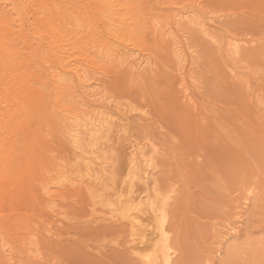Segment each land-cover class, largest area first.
Segmentation results:
<instances>
[{
	"label": "rangeland",
	"instance_id": "rangeland-1",
	"mask_svg": "<svg viewBox=\"0 0 264 264\" xmlns=\"http://www.w3.org/2000/svg\"><path fill=\"white\" fill-rule=\"evenodd\" d=\"M45 1L18 2V8L27 14L39 11L28 14L26 30L32 31L38 18L47 20L51 15L42 6ZM62 1L69 6L67 0ZM165 1L170 0L150 3L170 16L159 22L160 30L167 29L175 14L185 8L200 7L197 11L201 13L184 17L175 26L183 34L188 52L186 72H179L185 64L174 54L176 47L166 41L164 50L156 44L153 68L150 73L138 72V80L127 79L125 71L97 76L95 81L92 78L95 89L127 115L124 122L128 124L124 132L113 125L104 138L95 140L89 135L87 107L77 120L84 155L97 152L96 156L107 162L103 187L97 185L99 172L94 171L91 184L85 179V170L69 164L71 150L53 131L56 114H45L51 131L47 126L31 132L27 146L18 150L24 155L15 176L0 190L4 216L0 246L10 254L6 260L0 257V264H146L140 255L147 243L138 245L132 238L133 211L122 213L130 204L113 195L126 179L133 143L143 148V157L154 166L155 182L150 188L157 205L167 213L175 250L173 264H264V0H171L169 8L158 6ZM201 14L203 20H209V34L199 26ZM17 37L13 36L14 42ZM31 39L36 41L33 36ZM235 42L242 46L238 52ZM18 49L31 57L22 44ZM72 58L82 59L78 54ZM33 65L39 67V63ZM123 66L120 69L127 68ZM45 77V71H38L32 79L41 82ZM68 105L79 107L62 98L59 107ZM112 107L110 115L116 122L123 114ZM32 141L40 145L37 152L41 154L37 166L30 168ZM55 163L66 167L57 174ZM80 181L88 182L78 185ZM46 187L59 195L53 196L51 208L42 202L48 196ZM143 188L141 181H136L134 196Z\"/></svg>",
	"mask_w": 264,
	"mask_h": 264
},
{
	"label": "bare ground",
	"instance_id": "bare-ground-1",
	"mask_svg": "<svg viewBox=\"0 0 264 264\" xmlns=\"http://www.w3.org/2000/svg\"><path fill=\"white\" fill-rule=\"evenodd\" d=\"M20 1L0 0V73H3L0 75V190L15 176L24 155L22 152L18 153V150L22 151L27 146V138L31 132L39 131L41 128L47 129V126H49L48 131H51L52 127L49 125L51 121L43 118L47 112L56 114L53 131L59 134V137L71 150L69 164H76L77 169L85 170L87 175L85 179L91 181V184L95 182L92 180L94 171L99 172L98 175L100 174L101 177L97 185L100 187L107 180V162L96 156L97 152H92L93 156L87 157L82 151V128L77 123L78 118L83 117L82 108L87 107L90 110L86 114L91 126L89 135L95 140L104 138L113 125L120 128L119 131L123 130L124 132L128 124L124 122L127 115L123 114L118 105L111 103L102 91H99L98 88L95 89L94 85L96 84L92 83V78L94 80L97 76H106L112 72L120 75L125 71L127 79L138 80L139 74L141 77V73L138 72L145 74L148 71L150 73L156 44L157 47L158 45L162 46L163 50L168 48V45L176 47L173 48L174 54L180 55L181 62L185 64L179 69V72L183 71L190 62L187 58L188 52L185 40L183 41V34L181 35L175 26L178 22H183L184 17L195 13L200 7L198 6V9L183 8L185 12L175 14L173 20L167 24L168 28L160 30L159 22L162 19L167 20L170 16L168 17L167 13L164 15L166 11L160 10V7L158 9L153 8L151 6L153 4L150 5L152 1L156 0L148 2L143 0H67L70 7L64 5L62 0H47L44 2L45 4H42L43 8L51 14L47 20H45L47 15H43L45 19L37 17V20L35 16L30 15L36 20L32 24L33 34L31 30H26L27 24L24 23V20L28 22L30 12L27 14L24 9L18 8L20 7L19 3L21 4ZM170 1L157 3L158 6L163 4L161 7L166 8ZM154 6L157 4L154 3ZM71 7H74L75 10L70 11ZM76 8H78V12ZM201 11L204 12V10ZM41 12L43 13L44 10L40 9ZM71 13L76 16H72ZM202 14L198 20L199 26L209 34L210 26L208 27L209 23L207 24L209 20H206L207 22L203 20ZM17 28H19L18 31H16ZM16 35H18L17 41L14 42L13 36ZM32 36L36 40L35 42L31 39ZM166 41L168 45L165 47ZM248 42L245 41L247 44ZM19 44H22L23 49L28 51L35 60H31V57L27 58L25 53L20 52ZM234 47L238 52L242 46L240 47V44L236 43ZM76 54L82 59H73L72 57ZM97 59H101V63ZM32 61L34 62L32 63ZM37 63H39V67L33 65ZM111 63H114L115 66L113 64L112 66ZM125 64L127 68H121V70L120 67L123 65L125 67ZM38 71H45L44 81L32 79ZM184 72L186 71L184 70ZM184 72L180 73L181 77ZM96 80L100 83L98 78ZM181 80H185V78H180ZM33 83H37L38 87L36 88ZM135 84L137 85L138 82L135 81ZM184 92L186 93L187 90ZM184 96L189 101L190 94L186 93ZM62 98H69V102L78 103L79 107L74 108L68 105L60 108L59 104ZM112 105L117 108L116 111L119 115L123 114L117 116L116 122L110 115ZM13 109L15 111L10 112ZM13 113L16 115L14 116ZM117 113L116 115H118ZM16 134L18 135L13 137ZM39 136L41 137V135ZM64 143H60L61 146H65ZM30 148L28 156L30 163L28 165L31 168V165L32 167L37 166L41 153L37 152L40 148L37 142L32 141ZM130 148L132 152L127 166L126 179L121 182V188L113 195H117V200L125 204L135 203L133 207L132 205L125 207L122 213L126 215L129 211H133L131 220L134 229L133 242H137L138 245L147 243L143 252L140 249L142 252L140 256L145 261L144 263L173 264L175 250L170 243L167 213L162 206L157 205L150 188V185L155 182L154 166L149 159L143 157L141 146L133 143ZM55 164L57 168L54 171L57 174L66 167L65 165L61 166V163ZM74 179H76L75 182L79 181L77 178ZM136 181H141L144 188L134 196L136 192L133 191V187ZM70 182L72 183V181ZM86 182L88 181H83L78 185H83ZM78 185L76 186L78 187ZM22 193L23 189L17 195ZM55 193L57 192L51 193V188H45V195L49 197L42 196V199H45L41 201L46 203V207H50V204L54 202ZM50 196L55 197L52 200ZM38 198L41 196L36 197V200ZM1 199L0 196V210L2 208ZM58 215L60 214L56 216ZM144 215L147 217L143 219ZM3 217L0 212V224ZM145 221L148 222L146 226ZM5 253L6 251L0 246L2 260H6L10 255ZM2 262L5 263V261Z\"/></svg>",
	"mask_w": 264,
	"mask_h": 264
}]
</instances>
